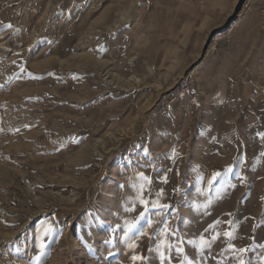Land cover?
Listing matches in <instances>:
<instances>
[{
	"label": "rangeland",
	"instance_id": "rangeland-1",
	"mask_svg": "<svg viewBox=\"0 0 264 264\" xmlns=\"http://www.w3.org/2000/svg\"><path fill=\"white\" fill-rule=\"evenodd\" d=\"M144 1L0 0V264H264V0Z\"/></svg>",
	"mask_w": 264,
	"mask_h": 264
},
{
	"label": "crops",
	"instance_id": "crops-1",
	"mask_svg": "<svg viewBox=\"0 0 264 264\" xmlns=\"http://www.w3.org/2000/svg\"><path fill=\"white\" fill-rule=\"evenodd\" d=\"M238 0H161L159 5L166 11L184 14L183 19L206 30L223 26L224 18L231 12L232 7ZM154 6L152 0H145L142 9ZM186 15V16H185Z\"/></svg>",
	"mask_w": 264,
	"mask_h": 264
},
{
	"label": "snow or ice",
	"instance_id": "snow-or-ice-1",
	"mask_svg": "<svg viewBox=\"0 0 264 264\" xmlns=\"http://www.w3.org/2000/svg\"><path fill=\"white\" fill-rule=\"evenodd\" d=\"M8 27H11V25H8ZM258 135H260L261 137H264V133H258ZM142 175V174H141ZM216 175H219L218 173L217 174H214L213 176V179H215V176ZM143 203H147L146 201H142ZM225 235H230V233H225ZM213 239H215V237H213ZM205 243L203 240H202V244ZM159 250V249H158ZM239 252H244L246 251L245 249H240L238 250ZM39 259V258H37ZM166 259V257L163 255V253L161 254V261H162V264H163V261ZM132 260L133 261H136V260H143V257H137V256H133L132 257ZM189 264H191V262H189ZM240 264H244V261L241 259L240 260Z\"/></svg>",
	"mask_w": 264,
	"mask_h": 264
},
{
	"label": "bare ground",
	"instance_id": "bare-ground-1",
	"mask_svg": "<svg viewBox=\"0 0 264 264\" xmlns=\"http://www.w3.org/2000/svg\"><path fill=\"white\" fill-rule=\"evenodd\" d=\"M80 249H81V247H80V246H78V247H77V250H80Z\"/></svg>",
	"mask_w": 264,
	"mask_h": 264
}]
</instances>
